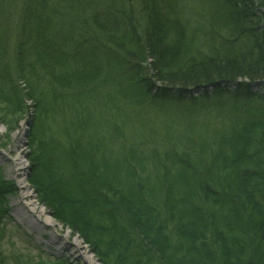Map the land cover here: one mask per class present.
I'll return each instance as SVG.
<instances>
[{
  "label": "trees",
  "instance_id": "obj_1",
  "mask_svg": "<svg viewBox=\"0 0 264 264\" xmlns=\"http://www.w3.org/2000/svg\"><path fill=\"white\" fill-rule=\"evenodd\" d=\"M195 8L193 30L183 0H0V99L28 56L112 86L89 106L37 100L30 136L38 203L102 264H264V0ZM13 105L0 124L23 118ZM17 191L0 168V233Z\"/></svg>",
  "mask_w": 264,
  "mask_h": 264
},
{
  "label": "rangeland",
  "instance_id": "obj_2",
  "mask_svg": "<svg viewBox=\"0 0 264 264\" xmlns=\"http://www.w3.org/2000/svg\"><path fill=\"white\" fill-rule=\"evenodd\" d=\"M196 1L183 0V7L193 24V30L198 23L189 14L198 11L195 8ZM60 14L66 16V11H60ZM198 38L196 32L190 33L189 39L196 44ZM25 63L21 69L24 73H12L15 82L8 89L10 100L0 99L2 115L7 113L5 109H9L10 112L14 109L19 110L14 108L13 104L21 100L23 106L27 108L24 109L23 118L15 113L11 116L9 124H0V168L6 179L13 181L18 187L17 193L8 198V214L1 223L0 259L3 264H57L65 257L73 264H102L80 238L72 236L68 230L59 226L47 209L38 203L28 178L32 167L30 156L39 151V143L32 142L30 136L31 122L36 120L42 109L37 107V100H46L50 104L56 96L61 101L60 104L65 102L66 105L69 103L76 107L86 104L89 106L96 102L92 100L93 97L97 101L105 98V88L111 90L112 86L109 80H106V76L94 84H86L83 79L71 83L66 82V79L61 83L56 82L51 74L47 75L35 64L32 56H28ZM155 83L158 88L174 86ZM13 87L18 90L20 98H15L14 91L11 90ZM100 89L101 93L97 95L96 91ZM80 96L85 98L83 103L78 101ZM60 111L55 109L45 120L47 127L54 133L67 122L69 116L65 107L64 111ZM12 125L14 127L17 125V128L9 131L8 127ZM132 131L141 132L145 131V128L134 127ZM99 134L102 136V128L99 129ZM106 155L110 158L115 157L114 152L107 147Z\"/></svg>",
  "mask_w": 264,
  "mask_h": 264
}]
</instances>
